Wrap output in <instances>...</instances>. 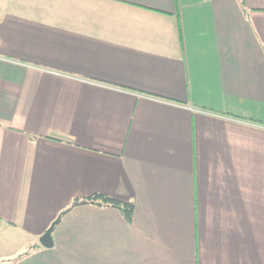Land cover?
<instances>
[{
	"label": "crops",
	"instance_id": "1",
	"mask_svg": "<svg viewBox=\"0 0 264 264\" xmlns=\"http://www.w3.org/2000/svg\"><path fill=\"white\" fill-rule=\"evenodd\" d=\"M0 264H264V0H0Z\"/></svg>",
	"mask_w": 264,
	"mask_h": 264
},
{
	"label": "trees",
	"instance_id": "2",
	"mask_svg": "<svg viewBox=\"0 0 264 264\" xmlns=\"http://www.w3.org/2000/svg\"><path fill=\"white\" fill-rule=\"evenodd\" d=\"M86 203H95L99 205L117 207L120 210H122L124 217L129 222L132 221V216H133V211H134V206L132 203L121 201V200H118V199H115V198H112V197H109L103 194H93V195H89L86 197L75 199L72 202L70 207H73L78 204H86ZM37 248H38V245L31 246L30 249H28V251L24 252L23 254H20L18 257H16L12 261L23 258L24 256L28 255L31 250H35Z\"/></svg>",
	"mask_w": 264,
	"mask_h": 264
},
{
	"label": "water",
	"instance_id": "3",
	"mask_svg": "<svg viewBox=\"0 0 264 264\" xmlns=\"http://www.w3.org/2000/svg\"><path fill=\"white\" fill-rule=\"evenodd\" d=\"M53 228V224L45 231V233L40 238V243L42 246L50 248L53 246L51 231Z\"/></svg>",
	"mask_w": 264,
	"mask_h": 264
}]
</instances>
